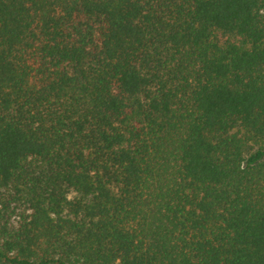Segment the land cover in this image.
Returning <instances> with one entry per match:
<instances>
[{"label":"trees","instance_id":"1","mask_svg":"<svg viewBox=\"0 0 264 264\" xmlns=\"http://www.w3.org/2000/svg\"><path fill=\"white\" fill-rule=\"evenodd\" d=\"M0 264H264V0H0Z\"/></svg>","mask_w":264,"mask_h":264}]
</instances>
